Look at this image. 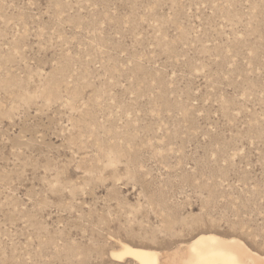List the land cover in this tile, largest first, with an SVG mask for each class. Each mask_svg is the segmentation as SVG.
Listing matches in <instances>:
<instances>
[{"label":"rangeland","instance_id":"1","mask_svg":"<svg viewBox=\"0 0 264 264\" xmlns=\"http://www.w3.org/2000/svg\"><path fill=\"white\" fill-rule=\"evenodd\" d=\"M206 233L264 255V0H0V264Z\"/></svg>","mask_w":264,"mask_h":264},{"label":"bare ground","instance_id":"2","mask_svg":"<svg viewBox=\"0 0 264 264\" xmlns=\"http://www.w3.org/2000/svg\"><path fill=\"white\" fill-rule=\"evenodd\" d=\"M110 257L117 262L130 259L136 264H264V255L252 251L239 239L211 233L200 234L165 253L120 243Z\"/></svg>","mask_w":264,"mask_h":264}]
</instances>
